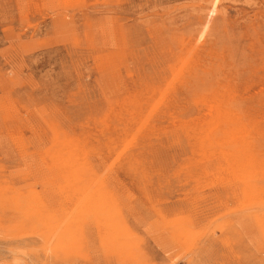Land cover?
Instances as JSON below:
<instances>
[{
  "label": "rangeland",
  "instance_id": "1",
  "mask_svg": "<svg viewBox=\"0 0 264 264\" xmlns=\"http://www.w3.org/2000/svg\"><path fill=\"white\" fill-rule=\"evenodd\" d=\"M0 264H264V0H0Z\"/></svg>",
  "mask_w": 264,
  "mask_h": 264
}]
</instances>
